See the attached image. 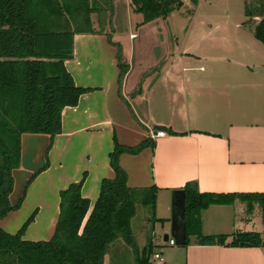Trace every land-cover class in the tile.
<instances>
[{
  "label": "crops",
  "instance_id": "obj_1",
  "mask_svg": "<svg viewBox=\"0 0 264 264\" xmlns=\"http://www.w3.org/2000/svg\"><path fill=\"white\" fill-rule=\"evenodd\" d=\"M134 15L136 27L131 21ZM159 19L143 24V15L135 12L131 0H114L112 13H92L94 31L74 35L73 57L65 65L78 86L91 90L80 96L77 105L64 108L62 132L49 150L48 135H23L21 164L13 172L10 197L13 204L23 199L0 226L15 234L35 213L23 238L49 240L59 218L60 191L85 175L81 191L90 200V212L102 179L115 177L109 158L114 137L127 146L151 138L153 147L120 158L128 185H156L159 220L171 219L174 192L190 181L197 182L200 192L223 195L201 212V232L224 234L227 239L224 244H206L190 234L183 245L172 236L176 244L170 245L165 239L156 242L152 234L146 241L155 247H178L161 249L162 260L150 263L264 264L263 204L241 197L264 194V43L244 23H237L235 32H219L225 26L217 25L216 31L200 36L209 41L206 49L191 51L177 43L170 50L160 44L156 61L161 63L132 80L135 39ZM109 34L121 45L122 63L128 67L121 86L118 48ZM156 126L164 136H155ZM241 232H257L263 242L232 245ZM122 246H127L122 240L112 246L105 264L117 262Z\"/></svg>",
  "mask_w": 264,
  "mask_h": 264
},
{
  "label": "trees",
  "instance_id": "obj_2",
  "mask_svg": "<svg viewBox=\"0 0 264 264\" xmlns=\"http://www.w3.org/2000/svg\"><path fill=\"white\" fill-rule=\"evenodd\" d=\"M131 1L135 12L143 15V24L166 17L183 5L182 0ZM113 2L0 0V220L16 210L23 199L13 204L10 198L15 184L13 172L21 164L23 135H48L49 150L53 138L62 132L64 108L77 105L80 96L91 90L76 84L65 60L73 57L74 35L94 31L92 13H112ZM245 14L248 18L243 23L264 43V0H245ZM81 23L84 29L79 28ZM108 38L118 48L121 86L128 67L122 63L121 45L114 42L110 34ZM140 91L141 86L135 94ZM154 145L151 138L127 146L114 137L109 158L115 177L102 179L99 197L91 211L90 200L81 191L84 175L80 181L60 191L59 218L49 240L23 238L35 213L15 234L0 226V264H105V256L119 240L134 253L135 264H150L154 244L150 240L140 249L132 220L138 205L149 207L155 218L158 188L156 185L130 187L120 158L125 153L138 154ZM38 172L27 179V184ZM181 191L186 196V243L190 234H197L202 243L224 244L227 235L202 234L200 216L204 209L220 202L224 196L200 192L195 181L188 182ZM241 197L260 201L264 209V194ZM260 238L257 232H241L231 244L259 245L263 242Z\"/></svg>",
  "mask_w": 264,
  "mask_h": 264
},
{
  "label": "rangeland",
  "instance_id": "obj_3",
  "mask_svg": "<svg viewBox=\"0 0 264 264\" xmlns=\"http://www.w3.org/2000/svg\"><path fill=\"white\" fill-rule=\"evenodd\" d=\"M182 1L181 8L173 10L168 16L157 20L158 22L155 21V24L140 31V36L135 39V70L131 75L132 80L140 76L141 72L143 74L146 69L151 70L154 68L152 66H155L156 63H161V61H156L160 53V44L163 43V49L167 46V49L170 50L177 43L182 48H188L191 51L206 49V46H209V41L200 38L202 33H207L209 30L216 31L218 29L217 25L225 26H220L217 30L219 32H235L236 29L238 31L236 24H242L248 18L245 14V0ZM257 19L259 20V18ZM136 20L137 16L134 15L131 21L135 27L138 26ZM137 111L140 112L138 109ZM171 225V219L161 221L156 215L153 218L150 208L142 205H138L137 214L132 220V229L140 249L147 243V236L149 237L152 234L157 236L156 242L158 243L165 242V234L172 237ZM174 247H178V245L173 247H155L154 245L153 254L155 253L154 250L161 253V249ZM117 254L118 260L115 264H135L134 253L127 246L120 247ZM106 264H109V262H106ZM150 264L154 263L151 262Z\"/></svg>",
  "mask_w": 264,
  "mask_h": 264
},
{
  "label": "water",
  "instance_id": "obj_4",
  "mask_svg": "<svg viewBox=\"0 0 264 264\" xmlns=\"http://www.w3.org/2000/svg\"><path fill=\"white\" fill-rule=\"evenodd\" d=\"M17 191V189H16ZM186 196L184 191L177 190L173 195V207H172V217H171V233L174 237L179 239L178 244L186 243ZM182 230V240L181 239ZM164 239H169V234L164 235Z\"/></svg>",
  "mask_w": 264,
  "mask_h": 264
},
{
  "label": "built area",
  "instance_id": "obj_5",
  "mask_svg": "<svg viewBox=\"0 0 264 264\" xmlns=\"http://www.w3.org/2000/svg\"><path fill=\"white\" fill-rule=\"evenodd\" d=\"M165 135V131L163 130H158L156 133H155V136H164ZM168 244L170 245H175L176 244V239L173 238V237H169V239L167 240ZM155 260V261H158V260H162V257L160 255V253H155L153 254V257H152V260Z\"/></svg>",
  "mask_w": 264,
  "mask_h": 264
}]
</instances>
